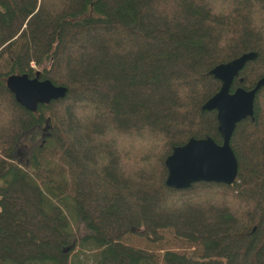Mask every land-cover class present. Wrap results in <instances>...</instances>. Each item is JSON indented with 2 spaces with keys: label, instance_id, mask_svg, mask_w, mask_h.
Wrapping results in <instances>:
<instances>
[{
  "label": "trees",
  "instance_id": "obj_1",
  "mask_svg": "<svg viewBox=\"0 0 264 264\" xmlns=\"http://www.w3.org/2000/svg\"><path fill=\"white\" fill-rule=\"evenodd\" d=\"M246 53L232 90L264 78V0H0V264H166L220 243L224 264H264V87L232 185L165 183L174 148L221 144L210 71ZM37 72L67 92L29 112L6 79Z\"/></svg>",
  "mask_w": 264,
  "mask_h": 264
},
{
  "label": "water",
  "instance_id": "obj_2",
  "mask_svg": "<svg viewBox=\"0 0 264 264\" xmlns=\"http://www.w3.org/2000/svg\"><path fill=\"white\" fill-rule=\"evenodd\" d=\"M255 57V53H246L210 71V75L219 81L220 88L206 101L202 110L216 112L222 142L217 144L209 137L190 139L183 146L174 148L165 160L167 187L184 190L201 182L227 186L234 183L238 162L230 141L238 124L253 119L254 102L264 87V78L251 90L242 87L232 90V87L245 65ZM6 87L15 102L29 112H36L39 105L63 99L67 92L66 88L54 86L49 80H40L38 72L33 78L27 74L9 75Z\"/></svg>",
  "mask_w": 264,
  "mask_h": 264
},
{
  "label": "rangeland",
  "instance_id": "obj_3",
  "mask_svg": "<svg viewBox=\"0 0 264 264\" xmlns=\"http://www.w3.org/2000/svg\"><path fill=\"white\" fill-rule=\"evenodd\" d=\"M229 248L228 245L220 243L214 249L206 251L203 257L195 258L193 257V249L178 246L172 247L169 252H162L160 255L166 264H224V256ZM122 252L124 251L122 250ZM127 255L129 256H119L110 264H138L139 256L131 253ZM104 264L108 263L105 262Z\"/></svg>",
  "mask_w": 264,
  "mask_h": 264
}]
</instances>
